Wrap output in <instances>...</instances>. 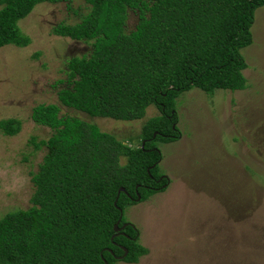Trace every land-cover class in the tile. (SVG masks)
<instances>
[{"label":"trees","instance_id":"16d2710c","mask_svg":"<svg viewBox=\"0 0 264 264\" xmlns=\"http://www.w3.org/2000/svg\"><path fill=\"white\" fill-rule=\"evenodd\" d=\"M81 1L88 10L78 22L51 29L89 45L87 54L66 61L59 105L88 119L132 121L148 106L158 115L133 146L76 114H60L57 104L34 106L31 121L51 134L30 141L45 154L31 174L30 207L0 218V264H137L147 253L138 230L130 224L114 234L113 226L125 224L122 213L137 195L143 202L169 182L158 170L157 144L180 136L177 98L193 88L211 96L248 86L241 52L252 44L264 0ZM43 3L71 8V0H0V48L30 43L18 22ZM129 12L136 21L128 31ZM19 130L16 119L0 121L5 136Z\"/></svg>","mask_w":264,"mask_h":264},{"label":"rangeland","instance_id":"374dc122","mask_svg":"<svg viewBox=\"0 0 264 264\" xmlns=\"http://www.w3.org/2000/svg\"><path fill=\"white\" fill-rule=\"evenodd\" d=\"M66 5H37L18 22L30 43L0 48V121L20 122L13 136L0 131V218L31 205V174L45 148L35 150L30 141L51 134L31 121V109L59 105L56 92L66 82V61L89 51L88 44L52 35V27L78 22L88 10L81 0L69 3L76 15ZM135 21L129 12L125 29ZM251 33L252 44L241 52L246 89L209 96L193 88L176 100L180 136L156 143L158 170L169 182L122 213L147 249L137 264H264V7L256 10ZM59 107L60 114H76L133 146L142 125L158 115L148 106L132 121L88 119Z\"/></svg>","mask_w":264,"mask_h":264},{"label":"water","instance_id":"95a60500","mask_svg":"<svg viewBox=\"0 0 264 264\" xmlns=\"http://www.w3.org/2000/svg\"><path fill=\"white\" fill-rule=\"evenodd\" d=\"M124 190L122 189V188H120L119 190H118V193L119 192H123ZM139 200V197H138V195L136 196V199H135V201H138ZM116 201V200H115ZM115 201H114V205H115ZM118 223L119 222H117L114 226H113V231H114V234H116L117 232H119V230L120 229H122V228H124L126 225H130V224H128V223H125V224H123L122 226H121V228H119L118 227ZM124 250V254L123 255H125L126 254V250L125 249H123ZM119 259H121V257H119ZM104 264H107L106 262H104Z\"/></svg>","mask_w":264,"mask_h":264}]
</instances>
